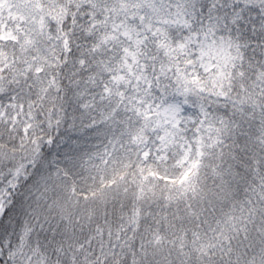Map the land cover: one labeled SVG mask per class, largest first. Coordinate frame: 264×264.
I'll use <instances>...</instances> for the list:
<instances>
[{"label":"snow or ice","instance_id":"obj_1","mask_svg":"<svg viewBox=\"0 0 264 264\" xmlns=\"http://www.w3.org/2000/svg\"><path fill=\"white\" fill-rule=\"evenodd\" d=\"M0 264H264V0H0Z\"/></svg>","mask_w":264,"mask_h":264}]
</instances>
